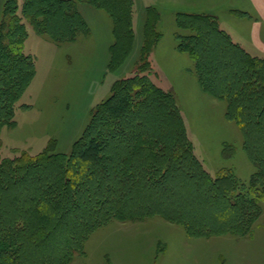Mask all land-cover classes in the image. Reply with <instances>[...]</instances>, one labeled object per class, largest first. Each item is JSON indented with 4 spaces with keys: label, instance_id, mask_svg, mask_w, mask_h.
<instances>
[{
    "label": "trees",
    "instance_id": "16d2710c",
    "mask_svg": "<svg viewBox=\"0 0 264 264\" xmlns=\"http://www.w3.org/2000/svg\"><path fill=\"white\" fill-rule=\"evenodd\" d=\"M80 1L104 7L113 18L109 67L131 51L134 0H23L22 6L21 0H6L0 22V142L3 129L16 125L17 103L37 75L36 60L25 51L23 17L52 40L72 42L88 31ZM159 14L147 8L143 51L160 36L152 27ZM177 19L192 30L180 34L186 43L179 48L196 61L201 87L227 99V116L244 131L256 167L249 181L229 169L210 174L192 150L174 96L135 73L114 83L70 153L55 151L51 142L36 155L0 158V264H71L91 234L112 220L160 216L194 237L253 234L264 201V55L249 52L211 13H180ZM162 123L174 130L158 131Z\"/></svg>",
    "mask_w": 264,
    "mask_h": 264
},
{
    "label": "rangeland",
    "instance_id": "374dc122",
    "mask_svg": "<svg viewBox=\"0 0 264 264\" xmlns=\"http://www.w3.org/2000/svg\"><path fill=\"white\" fill-rule=\"evenodd\" d=\"M5 1L0 0V22L5 19L2 9ZM249 3L248 0H134L132 49L113 68L109 67L114 43L113 18L104 7L84 1L77 4L88 31L80 32L72 42L52 40L23 17L28 29L25 51L35 58L37 75L17 103L16 125L1 132L0 158L13 159L24 152L36 155L51 142L55 151L70 153L95 107L111 95L114 83L138 73L148 75L163 91L174 96L192 150L210 174L229 169L241 181L248 182L256 167L245 148L244 131L227 116V99L213 97L201 87L196 61L179 48L186 43L180 34L189 35L192 30L180 27L177 16L211 13L248 51L262 55L264 40L258 46L249 36L255 17L238 14L248 12L244 9ZM150 6L160 13L158 24L152 26L157 27L160 36L152 39L155 43L150 51H143ZM19 13L22 15L21 9ZM262 27L264 34V24ZM158 126V131L174 130L163 123ZM146 127L154 130L152 125ZM260 129L264 132V122ZM182 186L185 185H179L181 190L187 188ZM262 207L253 234L244 237L231 234L194 237L182 225L160 216L142 221L112 220L91 234L85 252L76 253L71 264H264V201Z\"/></svg>",
    "mask_w": 264,
    "mask_h": 264
},
{
    "label": "crops",
    "instance_id": "0c3cea01",
    "mask_svg": "<svg viewBox=\"0 0 264 264\" xmlns=\"http://www.w3.org/2000/svg\"><path fill=\"white\" fill-rule=\"evenodd\" d=\"M248 1L250 2L249 3L250 5H247V9H244L248 12H244V14H246L245 16H247V18H254L255 17L254 18V29H253L251 35H249V36L252 38L251 39L252 42L253 41L255 42L253 44H258V46H260V44L264 40V34L262 32V30H263L262 26L264 24L263 23L264 22V0H248ZM240 12H243V11H240ZM260 21H263V22L260 23ZM256 55H258V54H256ZM262 55H264V54H262Z\"/></svg>",
    "mask_w": 264,
    "mask_h": 264
}]
</instances>
